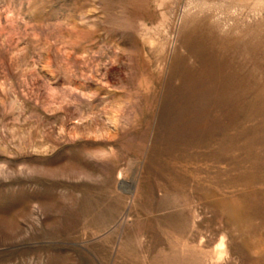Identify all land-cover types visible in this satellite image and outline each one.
I'll return each instance as SVG.
<instances>
[{
	"label": "rangeland",
	"instance_id": "374dc122",
	"mask_svg": "<svg viewBox=\"0 0 264 264\" xmlns=\"http://www.w3.org/2000/svg\"><path fill=\"white\" fill-rule=\"evenodd\" d=\"M0 264H264V0H0Z\"/></svg>",
	"mask_w": 264,
	"mask_h": 264
},
{
	"label": "bare ground",
	"instance_id": "6f19581e",
	"mask_svg": "<svg viewBox=\"0 0 264 264\" xmlns=\"http://www.w3.org/2000/svg\"><path fill=\"white\" fill-rule=\"evenodd\" d=\"M221 245V244H220ZM222 247V246H221ZM221 249V248H220ZM222 251L220 250V253H221Z\"/></svg>",
	"mask_w": 264,
	"mask_h": 264
}]
</instances>
